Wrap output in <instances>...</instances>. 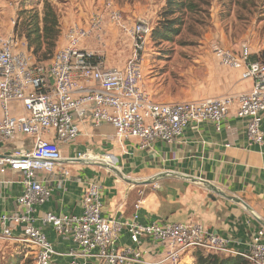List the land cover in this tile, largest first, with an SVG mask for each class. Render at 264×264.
Wrapping results in <instances>:
<instances>
[{
  "label": "built area",
  "instance_id": "2783aa9c",
  "mask_svg": "<svg viewBox=\"0 0 264 264\" xmlns=\"http://www.w3.org/2000/svg\"><path fill=\"white\" fill-rule=\"evenodd\" d=\"M111 22L132 40V56L121 69H109L102 63L94 65L93 54L81 44L98 32L103 16L96 14L87 27L72 25L66 34L64 47L57 50L47 65L36 64L28 45L16 35L0 40V144L20 135L32 140L31 148H21L0 157V172L8 168L22 175V194L16 208L0 215V240L26 241L35 249L36 264H54V251L43 227L36 226L34 212L49 202L53 189L46 185L40 172H52L63 161L90 163L92 150L77 152L64 158L63 144H70L81 133L78 120L91 107L95 128L110 125L119 145L136 144L140 149L152 148L156 143L177 142L188 128L199 130L205 123L221 130L231 107L237 104L236 116L247 122L250 147L264 146L262 122L264 118V61H252L250 47L238 52L217 48L215 56L228 68L241 70L245 80L252 82L248 93L232 97L173 103L157 102L145 83L143 54L152 33L144 20L130 23L118 11L109 13ZM23 107V115H15L12 105ZM52 135L53 139L47 136ZM68 175V172H65ZM80 215L57 216L47 213L43 225H51L57 235L66 236L80 249L72 251L70 264H82L77 258L95 257L101 264H135L142 260L143 239L153 238L162 247L164 261L182 264L190 251L224 257H242L252 264H264L262 233L252 247L243 253L231 250L227 240L208 234L201 226L155 222L143 225L138 212L127 222L103 216L102 186L96 180L86 183ZM126 228L131 244L118 247L117 241Z\"/></svg>",
  "mask_w": 264,
  "mask_h": 264
},
{
  "label": "crops",
  "instance_id": "0c3cea01",
  "mask_svg": "<svg viewBox=\"0 0 264 264\" xmlns=\"http://www.w3.org/2000/svg\"><path fill=\"white\" fill-rule=\"evenodd\" d=\"M65 43L64 35L60 37L57 50ZM242 74L237 70L232 77L222 80L217 98L236 99L248 93L252 82L245 80ZM236 111L234 103L220 131L205 123L199 130L188 128L175 143L158 142L142 150L136 144L119 145L110 125L95 128L91 107L87 106L84 116L78 120L79 137L70 144H63L61 150L64 158L86 150H92L97 157L90 158V163L63 161L54 171L39 174L53 189L49 202L38 206L34 212L36 226L43 227L52 244V262L70 264L73 260L70 252L80 253V249L68 237L57 235L51 225H43L41 218L47 213L80 215L83 191L90 180L102 186L103 216L106 218L124 223L138 212V221L143 225L155 222L198 225L208 234L225 238L236 253L247 252L260 233L264 243V146H249L247 122L237 118ZM12 112L15 115L25 113L18 104L12 105ZM2 117L0 104V120ZM261 127L264 132V118ZM47 138L53 139V136ZM31 146L32 140L20 135L0 144V157ZM104 156L114 157L115 167L102 162ZM21 179L22 175L10 168L0 172V215L15 210L16 199L22 194ZM201 181L228 197L240 199L249 208L216 194ZM130 244L129 233L124 228L117 246ZM141 247L143 258L135 264H168L163 262L161 245L153 238L143 239ZM195 254L196 251L188 252L182 264H195ZM77 260L82 264H101L94 256Z\"/></svg>",
  "mask_w": 264,
  "mask_h": 264
},
{
  "label": "rangeland",
  "instance_id": "374dc122",
  "mask_svg": "<svg viewBox=\"0 0 264 264\" xmlns=\"http://www.w3.org/2000/svg\"><path fill=\"white\" fill-rule=\"evenodd\" d=\"M45 1L59 16L60 37L66 36L74 24L87 27L96 14L103 16L101 29L85 40L81 48L97 56L109 69L123 68L132 56L131 38L111 22L109 13L118 11L130 23L147 21L154 30L163 20L167 2L0 0V40L12 32L15 35V25L21 12L33 8L42 10ZM190 1L197 8L185 14L181 34L172 42L159 43L150 38L143 54L146 86L160 103L217 98L222 80L232 77L237 71L219 62L215 56L217 48L238 52L246 45L257 57L264 52V0ZM18 35L19 41L26 42L20 32ZM0 264H36L35 249L23 240H0Z\"/></svg>",
  "mask_w": 264,
  "mask_h": 264
},
{
  "label": "trees",
  "instance_id": "16d2710c",
  "mask_svg": "<svg viewBox=\"0 0 264 264\" xmlns=\"http://www.w3.org/2000/svg\"><path fill=\"white\" fill-rule=\"evenodd\" d=\"M196 8L197 5L190 0H167L162 13L163 20L152 30L150 38L159 43L172 42L183 30L185 14ZM24 15L26 18H23ZM18 32L26 40L36 64L47 65L52 61L61 35V24L57 12L49 2H44L42 10L33 8L21 12L15 25L16 36H19ZM89 60L94 65L101 63L95 55ZM251 60L264 61V52L259 57L252 55ZM195 261V264H252L239 256L224 257L201 250H196Z\"/></svg>",
  "mask_w": 264,
  "mask_h": 264
},
{
  "label": "water",
  "instance_id": "95a60500",
  "mask_svg": "<svg viewBox=\"0 0 264 264\" xmlns=\"http://www.w3.org/2000/svg\"><path fill=\"white\" fill-rule=\"evenodd\" d=\"M188 179H192V178H188ZM148 183H150V182H148ZM148 183H147V184H148ZM201 183H202L206 188H208L209 190H212V191L215 192L216 194H219V195H221V196H223V197H226V198H228L229 200H232V201H234V202L244 204V205L246 206V208H249V207H248L244 202H242L240 199H238V198L228 197V196H226L225 194H223L222 192H220L219 190H217L215 187L211 186L210 184L205 183V182H202V181H201Z\"/></svg>",
  "mask_w": 264,
  "mask_h": 264
},
{
  "label": "bare ground",
  "instance_id": "6f19581e",
  "mask_svg": "<svg viewBox=\"0 0 264 264\" xmlns=\"http://www.w3.org/2000/svg\"><path fill=\"white\" fill-rule=\"evenodd\" d=\"M97 156H93V158H96ZM92 158V157H91ZM102 162H104L106 165L112 167L113 165H115V158L114 157H111V156H107V157H102L101 158ZM96 164H101L103 165L102 163H96Z\"/></svg>",
  "mask_w": 264,
  "mask_h": 264
}]
</instances>
